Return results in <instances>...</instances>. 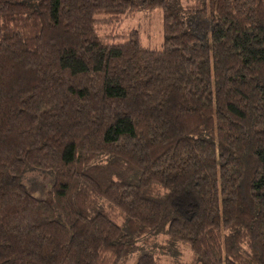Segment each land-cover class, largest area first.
Instances as JSON below:
<instances>
[{
	"label": "trees",
	"instance_id": "obj_1",
	"mask_svg": "<svg viewBox=\"0 0 264 264\" xmlns=\"http://www.w3.org/2000/svg\"><path fill=\"white\" fill-rule=\"evenodd\" d=\"M156 9L160 49L120 31ZM165 226L264 264V0H0V264H126Z\"/></svg>",
	"mask_w": 264,
	"mask_h": 264
},
{
	"label": "rangeland",
	"instance_id": "obj_2",
	"mask_svg": "<svg viewBox=\"0 0 264 264\" xmlns=\"http://www.w3.org/2000/svg\"><path fill=\"white\" fill-rule=\"evenodd\" d=\"M190 0H179L181 7L189 4ZM121 32L137 31L142 46L149 49H160L163 41L162 31V11L156 9L153 11L141 10L133 17L126 19L120 29ZM127 38L121 37L117 41L123 42ZM52 175L46 171L34 170L23 175L22 181L27 185L30 191L41 198H51ZM168 227L157 234L149 235L143 238L141 249L132 254L126 264H136L140 255L154 254L161 256L163 264H189L192 259L190 249L182 245L175 249L167 247Z\"/></svg>",
	"mask_w": 264,
	"mask_h": 264
}]
</instances>
